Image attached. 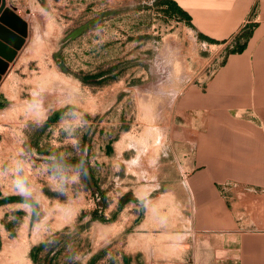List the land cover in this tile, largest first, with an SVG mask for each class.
<instances>
[{"label": "rangeland", "instance_id": "1", "mask_svg": "<svg viewBox=\"0 0 264 264\" xmlns=\"http://www.w3.org/2000/svg\"><path fill=\"white\" fill-rule=\"evenodd\" d=\"M233 44L199 38L161 0H0V264H142L136 232L157 236L171 258L170 231L136 223L154 207L168 210L156 224L186 223L184 203H172L165 167L146 200L133 197L142 150L153 158L156 112L204 82ZM119 204L135 210L124 229L108 218Z\"/></svg>", "mask_w": 264, "mask_h": 264}, {"label": "crops", "instance_id": "2", "mask_svg": "<svg viewBox=\"0 0 264 264\" xmlns=\"http://www.w3.org/2000/svg\"><path fill=\"white\" fill-rule=\"evenodd\" d=\"M174 1L189 16L191 26L183 20L185 25L196 34L224 41L220 45L232 43L249 24L252 30L243 51L227 52L204 82L188 85L172 99L169 110L157 111L154 116V156L144 157L142 150V179L138 181L142 194L133 197L146 200V183H155L157 172L169 168L165 175L170 177L171 201L181 199L184 203L181 213L186 223L171 221L170 228H164L156 223L168 210L154 207L146 212L136 223L137 229L170 231L165 238L171 258H163L157 236L150 241L149 233L136 232L135 238H142V248H138L142 264L158 260L171 264H264V0ZM152 166L155 178H148L147 167ZM88 181L92 190L102 195L101 187L94 184L99 182L93 176ZM111 191L103 196L108 197ZM92 214L97 215L93 222H99V214ZM122 215L129 218L135 210L119 204L108 218L124 229L126 218L120 219ZM148 215L155 222H149ZM172 215L178 220L173 208ZM119 255L128 258L130 254L125 250ZM100 256V252L92 253L90 261L97 262Z\"/></svg>", "mask_w": 264, "mask_h": 264}, {"label": "trees", "instance_id": "3", "mask_svg": "<svg viewBox=\"0 0 264 264\" xmlns=\"http://www.w3.org/2000/svg\"><path fill=\"white\" fill-rule=\"evenodd\" d=\"M162 5L164 6V9L166 12H169L170 14H173L175 17L181 20H185V22L191 26L189 22V16L188 14L180 8L177 3L174 0H161ZM252 25L249 24L234 38L233 46L230 48L228 52H241L246 47L248 38L251 34ZM198 37L204 40H207L211 43H222L224 41H218L211 38H208L204 36L201 33H198Z\"/></svg>", "mask_w": 264, "mask_h": 264}]
</instances>
